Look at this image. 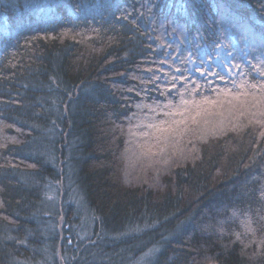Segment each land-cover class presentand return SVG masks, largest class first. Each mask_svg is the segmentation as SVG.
<instances>
[{"label":"trees","instance_id":"1","mask_svg":"<svg viewBox=\"0 0 264 264\" xmlns=\"http://www.w3.org/2000/svg\"><path fill=\"white\" fill-rule=\"evenodd\" d=\"M261 73L264 0H0V264H264Z\"/></svg>","mask_w":264,"mask_h":264},{"label":"snow or ice","instance_id":"2","mask_svg":"<svg viewBox=\"0 0 264 264\" xmlns=\"http://www.w3.org/2000/svg\"><path fill=\"white\" fill-rule=\"evenodd\" d=\"M261 75H264V73H261ZM253 87H256V85H253ZM261 88L264 90V85H262ZM150 127H155V125H150Z\"/></svg>","mask_w":264,"mask_h":264}]
</instances>
